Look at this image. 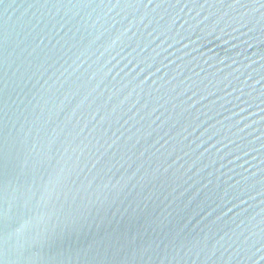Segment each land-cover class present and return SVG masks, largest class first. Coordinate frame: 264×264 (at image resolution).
<instances>
[{
	"label": "water",
	"instance_id": "obj_1",
	"mask_svg": "<svg viewBox=\"0 0 264 264\" xmlns=\"http://www.w3.org/2000/svg\"><path fill=\"white\" fill-rule=\"evenodd\" d=\"M0 264H264V0H0Z\"/></svg>",
	"mask_w": 264,
	"mask_h": 264
}]
</instances>
